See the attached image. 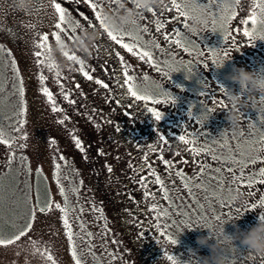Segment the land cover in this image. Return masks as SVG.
Listing matches in <instances>:
<instances>
[{"label": "rangeland", "instance_id": "374dc122", "mask_svg": "<svg viewBox=\"0 0 264 264\" xmlns=\"http://www.w3.org/2000/svg\"><path fill=\"white\" fill-rule=\"evenodd\" d=\"M180 2L182 11L195 8L204 13L203 28L224 34L241 0ZM57 3L65 16L60 28L56 27L60 23ZM19 5L20 0H0V240H13L0 243V264H143L144 254L134 252L142 246L157 252L146 263L180 264L188 259L189 249L202 258L212 255L207 246L196 243L210 235V225L231 221L225 225L230 235L237 229H251L246 213L234 217L230 207L225 212L227 201H211L212 208L218 207L214 214L205 201H168L164 209L151 207L149 239L133 224L131 236L126 235L112 215L119 209L129 210L126 201H131L125 188L129 176L119 165L125 150L107 124L101 121L99 127L93 126V100L88 97L96 95L78 80L76 68V44L84 26L77 12L75 20L66 10L82 5L108 38L104 17L121 13L118 4L113 0H74L72 4L31 0L27 11L19 10ZM249 10L257 20L254 36L264 43V0H255ZM124 31H118L123 35L115 47L122 51L123 66L136 73L150 67L149 56L136 46L141 43L130 44ZM202 37L194 34L193 40ZM123 43L133 46V51L123 48ZM190 45L191 41L188 49ZM81 62L80 68L86 70V61ZM99 98L104 99L101 93ZM102 104V110L107 108L105 100ZM257 123L263 124L264 119L258 117ZM214 144L210 149L219 164L239 175L259 148L257 141L248 138ZM229 175L230 182L237 176ZM144 231L148 234L147 227ZM237 247L239 251L222 249L221 264H248L246 248L238 243Z\"/></svg>", "mask_w": 264, "mask_h": 264}, {"label": "flooded vegetation", "instance_id": "af4514ba", "mask_svg": "<svg viewBox=\"0 0 264 264\" xmlns=\"http://www.w3.org/2000/svg\"><path fill=\"white\" fill-rule=\"evenodd\" d=\"M73 1L67 0V3ZM113 1L118 7L120 3L133 7L131 0ZM254 1L241 0L239 12L235 8L224 34L212 33L202 26L191 31V21L181 16V8L173 7L172 0H162L153 8L154 12L138 13L136 24L123 32H127L130 44L140 42L136 46L149 53L150 67L138 73L123 66L122 51L115 48L116 41L106 37L91 13L88 15L82 5H76L74 11L66 9L75 20L83 22L82 35L88 33L95 37L86 52L78 48L77 78L85 81L86 88L96 95L88 97L93 100L91 117L97 121L94 120L93 126L99 127L101 121L107 124L113 139L125 150L119 165L125 169V175L128 173L125 188L131 201H126L129 210L119 209L112 215L126 235L131 236L130 224H133L149 239L151 207L164 209L168 201H205L212 214L218 207L212 208L211 201H227L225 212L230 207L234 217H243L246 213L245 220L251 228L264 215V183L260 182L264 179V123H257L258 117L264 119V95L255 94L249 101L245 94L243 99L248 107L241 109V119L232 125L227 119L232 106L222 88L240 93L239 86L226 79L234 66L264 74V43L254 36L258 32L251 23L255 14L249 10ZM176 3L182 4L180 0ZM248 13L251 16L247 20ZM159 25L162 27L157 30ZM246 31L250 35L246 36ZM114 34L119 38L123 35ZM194 34L203 37L193 40ZM81 61H86V70L80 68L84 64ZM129 87L148 99L136 100L129 93ZM100 93L104 97L101 102ZM104 100L107 108L102 110ZM153 112H159L161 119L156 120ZM181 136L187 143L181 141ZM238 138L259 144L240 175L219 164L210 149L216 142ZM229 174H237L231 177L232 182ZM231 190L237 199L228 205L223 194ZM134 252L144 254L143 264H160L146 263L157 254L153 248L142 246ZM262 257L247 254L246 260L248 264H259Z\"/></svg>", "mask_w": 264, "mask_h": 264}, {"label": "clouds", "instance_id": "9594fccd", "mask_svg": "<svg viewBox=\"0 0 264 264\" xmlns=\"http://www.w3.org/2000/svg\"><path fill=\"white\" fill-rule=\"evenodd\" d=\"M132 8H128L124 3H120L119 7L121 13L116 15H105V23L108 29L112 32H118L130 26H134L138 19L140 11H148L154 7L159 6L162 0H131ZM31 7V0H20L19 10L27 11ZM188 15L192 20L190 25L191 31H197L199 27L206 24V18L202 11L195 8L188 11ZM95 39L93 35L85 33L78 38L76 46L86 52L89 44ZM87 41V43H85ZM62 49L64 45L60 46ZM67 50V49H65ZM225 65L218 67L221 69ZM227 80L239 86L240 93L237 94L233 90L223 87L227 101L231 104V110L228 111L230 124L235 125L241 119V109L247 108L243 96L247 94L248 100L252 101L255 94L264 95V74L258 72H248L244 68L233 67L232 73L226 77ZM252 109L255 105L251 104ZM223 199L228 201H235L237 195L234 192H226L223 194ZM232 223L231 221H221L219 225H210L211 231L208 237L198 238L196 243L200 246H207L212 255L210 257H199L197 253L189 249L188 259L181 261L180 264H221L220 252L223 248L239 251L237 243L240 247L247 249V254L250 256H264V219L259 217V222L255 227L249 231H237L234 234H227L225 232V225ZM235 225V223H233ZM195 230V229H194ZM210 241H213L210 243Z\"/></svg>", "mask_w": 264, "mask_h": 264}, {"label": "snow or ice", "instance_id": "6c2138e0", "mask_svg": "<svg viewBox=\"0 0 264 264\" xmlns=\"http://www.w3.org/2000/svg\"><path fill=\"white\" fill-rule=\"evenodd\" d=\"M54 6H55V9H56L57 13L60 14V16H59L60 23H57V25H56L57 28H60V27L62 26V23H63L64 19H65V16H64V10L61 8V6H60L59 3L55 4ZM172 6L175 7V8H177V9H180V8H181V5L178 4V3H176V0H172ZM92 7L95 8V5H92ZM142 12H143V11H140L139 14L142 13ZM148 12H154V10H153V9H149ZM180 14H181V16L185 17L186 19H190L188 13L185 12V11H181ZM251 23H252V24H256V23H257V20H256L255 18H253L252 21H251ZM187 26H188V25H186V27H187ZM159 27H162V25H159L157 30H159ZM244 34H245L246 36H247V35H250V33H248L247 31H246ZM108 36H109L113 41L120 42V38H119L116 34H114V32H112V31H108ZM44 39L47 40V37H44ZM122 47L125 48V49H127V50L130 51V52L133 51L132 46H130L129 44L123 43V44H122ZM142 55L145 56V57H148V56H149V53L144 52V53H142ZM72 58L75 59L74 57H72ZM85 75H87V73H85ZM88 79H92V77H91V76H88ZM96 83H101V82H100V81H96ZM104 86L107 87V85H104ZM128 91H129V93H130V94H131L136 100H147V99H148L147 96H145V95H141L137 90H135V89L132 88V87H129V88H128ZM44 94H45L46 96H48V97L51 99V93L45 91ZM153 115L155 116V119H156V120H160V119H161V115H160L159 112H153ZM180 139H181V141H184L185 143H187V141H185V138H184L183 136H181ZM76 143H77L78 146L80 145V141H79V140H77ZM110 170H111V169H109V171H110ZM157 180L159 181V178H157ZM260 182H261V183H264V179H262ZM262 203H264V202H262ZM260 218H261V219H264V215H260ZM23 234H24V233H21L20 235H23ZM20 235H17V236L15 237V239H16V240L20 239ZM0 243L11 244V243H13V240H12V239H9V240H7V241L0 240ZM173 243H174V241H173ZM168 259H169V260H172V257H168ZM259 264H264V257L261 258Z\"/></svg>", "mask_w": 264, "mask_h": 264}]
</instances>
